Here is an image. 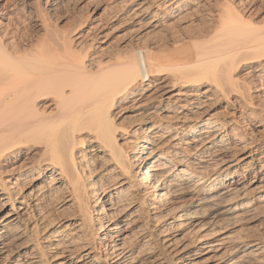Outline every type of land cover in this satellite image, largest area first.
<instances>
[{
	"label": "bare ground",
	"instance_id": "1",
	"mask_svg": "<svg viewBox=\"0 0 264 264\" xmlns=\"http://www.w3.org/2000/svg\"><path fill=\"white\" fill-rule=\"evenodd\" d=\"M243 1L113 0L147 28L214 8L199 40L115 58L58 31L40 0L23 3L44 36L22 33L5 2L0 264H264V21ZM37 216L57 223L54 252L10 261L15 227Z\"/></svg>",
	"mask_w": 264,
	"mask_h": 264
},
{
	"label": "rangeland",
	"instance_id": "2",
	"mask_svg": "<svg viewBox=\"0 0 264 264\" xmlns=\"http://www.w3.org/2000/svg\"><path fill=\"white\" fill-rule=\"evenodd\" d=\"M7 1H11V0H0V9H3L2 6ZM26 1L33 2L34 0H12V2L10 3V6H11L9 8L10 10L9 9L4 10V11L2 10L1 12L4 14L5 13L9 14V16L12 17L11 18L12 20H13V16L15 15L14 20H13L14 22L16 21L15 23H17L19 20H20V22H22L23 19L25 18L21 24H19V23L17 24V25H19L18 27H20L22 25V27L19 28L20 30H22L21 31L22 33L25 34V32L26 33L29 32L28 34H30L32 36L35 35L34 36V38L36 37L35 39L39 38L38 36L43 37L44 31L42 29L38 28L34 23L32 24L31 21L29 23V21L26 19L29 15L28 12H26L27 8L24 7V5H25L24 3H26ZM40 1H41V7H42L43 14L45 13L44 15L45 16L47 15V18H48V16H50L49 17L50 21L52 19L53 22L52 21L51 22H52V24L55 23L54 26H56L57 29L59 28L58 31L63 32L64 29L74 31V29L76 30L78 27L77 30H79L80 32H84V33H86V36L87 35L89 36V37H85L86 38L85 42L90 44L91 41L92 42L94 41L95 43L93 42L94 44L93 43L91 44L92 50H94L95 52H101V54L103 53L104 58H115V57H117V55L118 56H125V55L129 54L130 51H133L134 48H135V50L145 48V45H146V47L148 46L149 48H153L156 51L161 50L163 48L165 49L166 46L169 49L172 47V44L174 43V41H176V39L177 40L179 39L181 41H183L186 38L187 39H190V38L193 39L194 38L193 41L196 39L199 40L202 36L201 35L199 37V33H200L202 26H204L206 23L208 24L210 21H212L213 14H211V16H210V13H212L214 11L213 7H206V9H202V11H204V12H201L199 17L197 15L196 17L192 18L193 20L192 19L191 20L187 19V21L183 20V23H182V21L173 22L172 20H169V21L164 20V22H162V24L161 23L159 24L160 25L159 28H152V27L147 28V25L146 26L142 25V27H141V25L138 24L137 20L132 15H130V12H128L129 9H127V7H125L123 4H119V2H118V4H119L118 5L117 3H114L113 0H59V1H57V4H55L54 6L50 5V4L46 5V2H47L46 0H40ZM216 1L217 0H215V2ZM236 1H238V0H236ZM207 2H209V0H207ZM207 2H205V3L207 4ZM210 2L215 4L214 0H210ZM211 3H209V4H211ZM23 7H24V9H23ZM239 8L240 9L242 8L243 11L247 10L246 13L249 16L257 19L258 21H260V22L264 21V0H244L243 4H240ZM25 9H26V11H25ZM105 9H107V10H105ZM118 11H119V13H118ZM103 13H105L106 15ZM19 15H20V17L22 15V17L20 18ZM34 15L35 14L30 15V17H32ZM5 16H6V14L3 15V17H5ZM16 16L19 20L16 18ZM35 16H34V18H35ZM86 16H87V18H86ZM128 17H130V18L128 19ZM203 18H204V20H203ZM84 19H85V21H84ZM27 22H28V26H27ZM6 23L7 22H5V24ZM78 24H80V26ZM196 25L198 28L196 27ZM97 26H98V28H96ZM169 26H171L172 28L170 27L171 28L170 29ZM183 26H185V27L183 28ZM24 27L26 29L30 28L29 31H27L28 29L26 30ZM165 28H167L168 30H166ZM62 29H63V31H62ZM180 29H182V30H180ZM30 30L33 32V34H31L32 32L30 33ZM195 30H196V32H195ZM70 31H68V32H70ZM173 31L176 33H173ZM65 32H63V33H65ZM197 33H198V35H197ZM184 34L186 36H184ZM182 35H183V38H182ZM92 37H93V39H92ZM118 37H119V40H118ZM147 37H148V39H147ZM90 39H92V40H90ZM142 40H143V42H142ZM133 44H134V46H133ZM97 47H98V49H96ZM116 50H117V52H116ZM106 51L107 52L109 51V52L107 53ZM115 53H116V55H115ZM255 81H256V85L260 84V83H257V82H259L257 79H255ZM137 98L138 97H135V101H131L128 104L124 105L122 107V109L120 108V110H121V111H119L120 114L118 113L119 116L117 115V119H118L117 121H119V123H122L125 126L126 125L130 126L129 123H131V125H132V123L134 121H136V119L133 120V118L135 116H137V112H136L137 109L134 107V106H136ZM133 103H135V104H133ZM219 111L224 112V106L216 103L215 106L212 108V112L214 114H216L217 112H218V114H222V112L220 113ZM250 126H251V124L248 125V127H250ZM249 129H253V127L251 126V128H249ZM256 131L258 132V130H256ZM34 219H28V220L25 219L26 221L23 220L22 222H20L17 225V227H15L16 229L14 228L15 230L13 232L16 235L18 234L17 235L18 237L16 236L17 238L15 237L16 239L14 238V240L9 243V247L7 250L8 253H6V254L9 255L8 258L10 261L12 260L11 258L18 255V253H19V255H21V259H23V261H27L28 260L27 256H29V254L32 253V251H33L32 249H34V248L38 249V247H40V248L42 247L41 249L43 251L45 250L47 254H51V252L52 253L54 252V249H53L54 247L52 248L51 247L52 245L50 243L52 241V244H53V239L50 240L51 239L50 235L52 233L51 231H54L57 228V223H54V225L52 224V226H51L48 224V222H47L48 220L43 219L44 220L43 221L40 216H37ZM38 220H40V222H38ZM26 222L28 224L24 225ZM21 226L24 227L25 229L28 227L27 228L28 230L26 229V232H25L24 228L20 229V228H22ZM32 228H34V229H32ZM36 229H37V231H36ZM17 230H20V231H17ZM35 246H37V247H35Z\"/></svg>",
	"mask_w": 264,
	"mask_h": 264
}]
</instances>
